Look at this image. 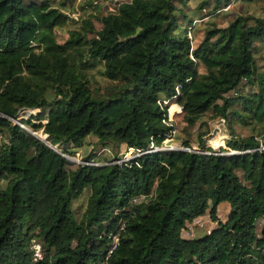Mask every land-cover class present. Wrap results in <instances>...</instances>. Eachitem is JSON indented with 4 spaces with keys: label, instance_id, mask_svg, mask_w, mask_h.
Listing matches in <instances>:
<instances>
[{
    "label": "trees",
    "instance_id": "obj_1",
    "mask_svg": "<svg viewBox=\"0 0 264 264\" xmlns=\"http://www.w3.org/2000/svg\"><path fill=\"white\" fill-rule=\"evenodd\" d=\"M68 1L0 0V264H264V0H118L105 14L110 0H88L79 21ZM230 1L262 6L222 27L193 23ZM165 99L185 131L208 112L227 121L223 147L199 133L196 147L148 152L168 138ZM234 118L254 132L237 135ZM85 138L136 156L71 169ZM207 212L217 225L184 237Z\"/></svg>",
    "mask_w": 264,
    "mask_h": 264
},
{
    "label": "rangeland",
    "instance_id": "obj_2",
    "mask_svg": "<svg viewBox=\"0 0 264 264\" xmlns=\"http://www.w3.org/2000/svg\"><path fill=\"white\" fill-rule=\"evenodd\" d=\"M88 0H70L67 2V9L64 11L74 20L79 21L82 18H88L91 13H93L92 9L86 6L85 2ZM118 5V0H110L107 4H104L102 8V13L105 14L109 9ZM191 5V6H190ZM196 6V3L191 2L188 8H185L186 11H191ZM262 6L261 2H224L221 4L218 12H211L209 15V7L208 9H203L194 14V21L197 27L203 26L206 23H214L220 27L225 26L229 21H231L232 17L238 13H246L249 12H258L260 7ZM217 13V14H215ZM92 22L96 29H100L101 25L95 18L92 19ZM78 26V24L68 23L66 26L62 28H58L55 30L58 41H63L67 37V29ZM191 36V33H189ZM200 35V34H198ZM260 44H257V48H261ZM264 55L263 48L256 53V61L258 65L263 64L261 57ZM202 70V69H200ZM102 72L100 71V67H96L91 71V83L92 86L98 88L101 92H104L106 87L109 85L108 81L102 76ZM167 107V116L172 119V123L174 124L175 132L172 135L171 145L180 146L183 140L188 139L191 141V145L196 147V135L199 133H203V140L205 142L206 147H209L214 150H218L219 146L223 147L224 141L229 138V124L227 121L212 117V113L208 112L204 115L200 121L194 126V128L185 131V124L182 121L181 116V108L176 104L175 100L165 99ZM22 113V112H21ZM36 111H27L26 115H35ZM22 117V116H21ZM26 117V116H25ZM34 117V116H33ZM20 119V117L18 118ZM14 120L16 123H19V120ZM26 127V126H25ZM230 127L240 136H248L251 135L254 131L251 129V125L240 123L236 118L233 119V122L230 123ZM187 132L189 133L187 135ZM41 139H45L44 135L37 134ZM264 146V144H262ZM54 149H58L53 146ZM74 152L69 154L66 158L69 160V167L71 169L76 168L79 164H98L99 161H103V158L110 160L111 162H119L123 160H127L136 156L135 151L132 148H128L125 145H121L116 148H104L100 144H95L94 140L91 138H85L82 144L79 147L74 148ZM96 159L94 162L86 161L87 156L95 155ZM85 199V194L80 197L78 200L73 202V208L80 209L83 205ZM229 206L227 204L221 203L217 208V218L219 221H225L227 218V214L229 211ZM263 220H258L256 227L257 231L262 227ZM217 222H213L208 215V212L195 219L192 223H188L186 228L182 231V235L184 237H194L200 233L209 232L211 228L215 227ZM37 254V253H35Z\"/></svg>",
    "mask_w": 264,
    "mask_h": 264
},
{
    "label": "built area",
    "instance_id": "obj_3",
    "mask_svg": "<svg viewBox=\"0 0 264 264\" xmlns=\"http://www.w3.org/2000/svg\"><path fill=\"white\" fill-rule=\"evenodd\" d=\"M162 102H163V104L166 103L165 100L162 101ZM163 122L170 127V130H169V133H168V138H167V140L164 141V143L160 147H157V146H154V145L151 144L150 145L151 148L148 150V152L152 151V150L157 151V150H177V149L183 150V149H185L182 146L171 145V139H172L173 133L175 132V128H174V124L172 123V119L169 116V113H168L167 118L164 119ZM260 149H264V146H260ZM116 242H117V238L114 237L113 238V243L116 244ZM99 264H106V263L105 262H101Z\"/></svg>",
    "mask_w": 264,
    "mask_h": 264
}]
</instances>
